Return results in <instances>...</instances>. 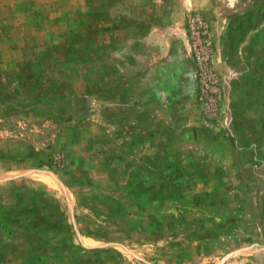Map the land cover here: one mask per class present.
I'll return each instance as SVG.
<instances>
[{
	"label": "rangeland",
	"instance_id": "374dc122",
	"mask_svg": "<svg viewBox=\"0 0 264 264\" xmlns=\"http://www.w3.org/2000/svg\"><path fill=\"white\" fill-rule=\"evenodd\" d=\"M190 1L0 0V264H264V0Z\"/></svg>",
	"mask_w": 264,
	"mask_h": 264
},
{
	"label": "crops",
	"instance_id": "0c3cea01",
	"mask_svg": "<svg viewBox=\"0 0 264 264\" xmlns=\"http://www.w3.org/2000/svg\"><path fill=\"white\" fill-rule=\"evenodd\" d=\"M207 1V0H192V2L190 1L191 4H193L195 6V8L199 9L202 14H204V16H208V18H213L214 14L216 13L215 9L217 7H214L213 9H208L207 6H203V3ZM214 1L215 4H219L221 7H224L223 11V15L228 16L229 14L233 12H235L238 8L237 5L238 3H236V0H211ZM218 5V6H219ZM214 12V13H213ZM236 13L233 14V16ZM178 88L180 90V93L185 96L187 95L186 93L189 92V90L186 89L185 87V79L179 78L178 82H177ZM241 90H242V96L240 98H238L237 96H228L226 105L228 108V112H229V117H230V129L228 130V132L231 133V135L234 138V135H236L237 139H233L232 144L234 146H232L233 152L235 154L234 150H240L243 151V154H245V83L241 84ZM237 103H241L240 106H238ZM242 110L243 114L240 116H237L235 113L236 111ZM184 111V116L185 115V110ZM235 114V115H234ZM186 121V120H185ZM184 121V123H185ZM194 122H196V120H193ZM197 124V122H196ZM237 127V128H236ZM236 142V143H235ZM261 140H259L257 142V144H253L251 143V147L249 148H257V149H262L263 144L260 143ZM256 145V146H255ZM238 155V154H235ZM260 160L257 159V162L259 163V165H262V163L259 162ZM258 165V166H259Z\"/></svg>",
	"mask_w": 264,
	"mask_h": 264
},
{
	"label": "built area",
	"instance_id": "2783aa9c",
	"mask_svg": "<svg viewBox=\"0 0 264 264\" xmlns=\"http://www.w3.org/2000/svg\"><path fill=\"white\" fill-rule=\"evenodd\" d=\"M205 22L200 15L197 13H189L187 17V32L189 35V39L194 44H201L206 45V38H205ZM200 52H197L196 60L199 62L197 69L200 71H205L207 66V56L208 53L204 50L203 46L198 48ZM197 71V70H195ZM198 89L196 93V98L200 102V108L209 113V115L214 116L217 118V114L220 110H217V103H216V95H212L208 93L209 91H214V89L209 87L208 83H205V80L199 81Z\"/></svg>",
	"mask_w": 264,
	"mask_h": 264
}]
</instances>
